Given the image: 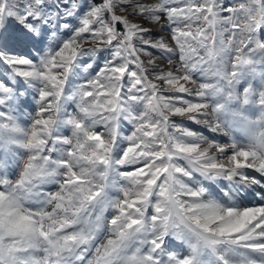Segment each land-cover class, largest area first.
<instances>
[{
	"label": "snow or ice",
	"instance_id": "snow-or-ice-1",
	"mask_svg": "<svg viewBox=\"0 0 264 264\" xmlns=\"http://www.w3.org/2000/svg\"><path fill=\"white\" fill-rule=\"evenodd\" d=\"M0 264H264V0H0Z\"/></svg>",
	"mask_w": 264,
	"mask_h": 264
},
{
	"label": "rangeland",
	"instance_id": "rangeland-1",
	"mask_svg": "<svg viewBox=\"0 0 264 264\" xmlns=\"http://www.w3.org/2000/svg\"><path fill=\"white\" fill-rule=\"evenodd\" d=\"M154 31H155V29H154ZM173 119L178 121V122H182V123H184V124H186V125H188L189 127H192V128H198L199 127L197 125L192 124L190 121L183 120V118H181V117H174ZM201 130L207 132L206 129H201Z\"/></svg>",
	"mask_w": 264,
	"mask_h": 264
}]
</instances>
